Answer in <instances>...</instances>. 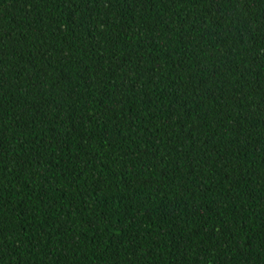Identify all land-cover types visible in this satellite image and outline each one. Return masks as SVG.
<instances>
[{
    "label": "trees",
    "instance_id": "obj_1",
    "mask_svg": "<svg viewBox=\"0 0 264 264\" xmlns=\"http://www.w3.org/2000/svg\"><path fill=\"white\" fill-rule=\"evenodd\" d=\"M0 264H264V0H0Z\"/></svg>",
    "mask_w": 264,
    "mask_h": 264
}]
</instances>
